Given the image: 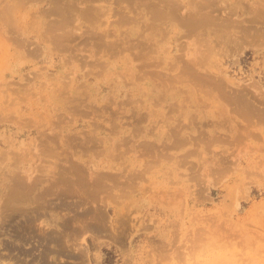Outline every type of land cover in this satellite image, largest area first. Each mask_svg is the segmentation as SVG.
Wrapping results in <instances>:
<instances>
[{
  "label": "rangeland",
  "instance_id": "1",
  "mask_svg": "<svg viewBox=\"0 0 264 264\" xmlns=\"http://www.w3.org/2000/svg\"><path fill=\"white\" fill-rule=\"evenodd\" d=\"M0 264H264V0H0Z\"/></svg>",
  "mask_w": 264,
  "mask_h": 264
}]
</instances>
